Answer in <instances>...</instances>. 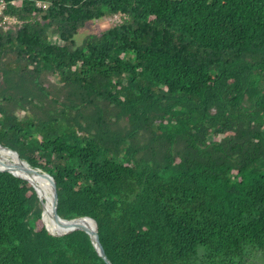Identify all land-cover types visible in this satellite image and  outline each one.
Returning <instances> with one entry per match:
<instances>
[{
  "label": "trees",
  "instance_id": "1",
  "mask_svg": "<svg viewBox=\"0 0 264 264\" xmlns=\"http://www.w3.org/2000/svg\"><path fill=\"white\" fill-rule=\"evenodd\" d=\"M8 1L0 144L55 178L62 218L93 217L114 264L264 256V0ZM0 264L107 263L0 171Z\"/></svg>",
  "mask_w": 264,
  "mask_h": 264
},
{
  "label": "water",
  "instance_id": "2",
  "mask_svg": "<svg viewBox=\"0 0 264 264\" xmlns=\"http://www.w3.org/2000/svg\"><path fill=\"white\" fill-rule=\"evenodd\" d=\"M0 147L15 152L21 160L26 161L32 167V169L28 170V169H20V167H17V166L14 167L11 165L0 164V171H8V172H10L16 176L23 177L32 183V185L34 186V188H35V190L39 196V199H40V203L42 206V218L43 219H45L46 212L49 209L47 208V203H46V200H45L44 195L42 193V189L35 180L36 174H35V171L33 169H40V170L44 171L45 175L49 178L51 185H52V188H53V193H54V202H53V206H52L51 211H49V214H50L51 218L59 226L64 228V230L62 232L56 234V233H53L52 231H50L49 227L46 224L48 231L55 236H63V235H66L68 233H71L75 230L82 229L90 235L92 242L95 245L99 255L105 260V262L107 264H114L111 261V259L108 257V255L104 249V246L100 240L99 227H98L97 221L93 217H90V216H81V217H76V218H71V219L62 218L58 212L59 196H58V190H57V182H56L55 178L49 172H47L41 168L32 166L27 160L23 159L20 156V154L17 150L12 149L8 146H4L2 144H0ZM79 220H91L95 223V226L94 227L88 226L87 223H85L84 221H79Z\"/></svg>",
  "mask_w": 264,
  "mask_h": 264
},
{
  "label": "bare ground",
  "instance_id": "3",
  "mask_svg": "<svg viewBox=\"0 0 264 264\" xmlns=\"http://www.w3.org/2000/svg\"><path fill=\"white\" fill-rule=\"evenodd\" d=\"M0 164H6V165H11V166H17L20 167V169H32V167L26 162L21 160L17 155L13 154L10 150L5 149L0 147ZM36 174V182L42 189V193L44 195V198L47 203V210L46 216L44 222L47 224L49 227L50 231L53 233H60L64 230L61 226H59L50 216L49 211H51L53 202H54V193H53V188L51 185V182L49 178L45 175L44 171L40 169H33ZM50 218V220H49ZM79 221H84L85 223L88 224V226L94 227L95 223L91 220H79ZM54 227V229L52 228Z\"/></svg>",
  "mask_w": 264,
  "mask_h": 264
},
{
  "label": "rangeland",
  "instance_id": "4",
  "mask_svg": "<svg viewBox=\"0 0 264 264\" xmlns=\"http://www.w3.org/2000/svg\"><path fill=\"white\" fill-rule=\"evenodd\" d=\"M119 21H120L119 15L106 16V17L91 21L87 24L85 28L81 29L78 32V34L75 36V39L77 40L78 43H81L84 37L88 33L103 31ZM249 263L264 264V256H262L260 253L255 254L249 259Z\"/></svg>",
  "mask_w": 264,
  "mask_h": 264
},
{
  "label": "built area",
  "instance_id": "5",
  "mask_svg": "<svg viewBox=\"0 0 264 264\" xmlns=\"http://www.w3.org/2000/svg\"><path fill=\"white\" fill-rule=\"evenodd\" d=\"M9 5L8 0H0V31H8L22 24L21 19L9 12ZM37 5L44 9L47 8V4L41 1H38Z\"/></svg>",
  "mask_w": 264,
  "mask_h": 264
}]
</instances>
